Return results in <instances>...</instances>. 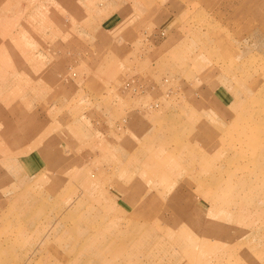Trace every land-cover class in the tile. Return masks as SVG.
<instances>
[{
  "label": "rangeland",
  "instance_id": "1",
  "mask_svg": "<svg viewBox=\"0 0 264 264\" xmlns=\"http://www.w3.org/2000/svg\"><path fill=\"white\" fill-rule=\"evenodd\" d=\"M0 264H264V0H0Z\"/></svg>",
  "mask_w": 264,
  "mask_h": 264
},
{
  "label": "bare ground",
  "instance_id": "2",
  "mask_svg": "<svg viewBox=\"0 0 264 264\" xmlns=\"http://www.w3.org/2000/svg\"><path fill=\"white\" fill-rule=\"evenodd\" d=\"M199 222V221H198ZM216 223V222H215ZM210 226V225H209ZM214 227V226H213Z\"/></svg>",
  "mask_w": 264,
  "mask_h": 264
}]
</instances>
